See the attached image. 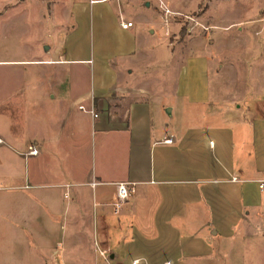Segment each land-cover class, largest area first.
Masks as SVG:
<instances>
[{
    "label": "crops",
    "instance_id": "obj_1",
    "mask_svg": "<svg viewBox=\"0 0 264 264\" xmlns=\"http://www.w3.org/2000/svg\"><path fill=\"white\" fill-rule=\"evenodd\" d=\"M36 1L49 29L26 34L24 57H0L3 75L19 66L21 81L0 98V181L14 175L5 168L13 149L31 196L70 193V227L89 229V243L119 264L122 245L137 264H235L237 240L264 246V9L247 50L224 35L240 29L232 18L208 20L210 36L192 27L172 48L162 14L141 13L150 0ZM152 25L163 38L150 53L141 35ZM89 34L110 64L92 68L81 41ZM197 40L204 51L190 53L189 69L185 49ZM29 146L38 153L25 155ZM117 183L133 192L115 207Z\"/></svg>",
    "mask_w": 264,
    "mask_h": 264
},
{
    "label": "rangeland",
    "instance_id": "obj_2",
    "mask_svg": "<svg viewBox=\"0 0 264 264\" xmlns=\"http://www.w3.org/2000/svg\"><path fill=\"white\" fill-rule=\"evenodd\" d=\"M156 3L158 4V0H150L149 7L141 4V13L150 21L158 19L157 12L162 14V24L172 48H176L181 43L184 44L186 34L192 27H196L193 30L194 36L201 34V29L206 36H210L209 34L214 32H210L208 20L232 18V20L241 21L238 25L240 29L230 27L228 32L229 28L226 29L224 35L235 37L237 42L243 40L247 50L248 41L252 44L253 39L256 38L254 25L260 24L255 23L257 21L253 19L257 18L259 8L264 9V0H170V13L167 14L162 7H155ZM40 9V4L36 0H26L25 3L20 0H0L1 58L24 57L27 47L32 45L27 40L26 34H32L31 37L35 38L49 29L41 22L38 23ZM204 9L206 10L205 18L201 24V19L197 21L195 17L199 16ZM261 14L264 24V10ZM87 21L86 18V23ZM151 27L154 33L147 32V28L144 27L141 35V44L150 46V53L161 49L163 38V29L160 30L155 25ZM87 28L90 29L89 22ZM262 34L264 35V30ZM201 37L204 38L203 34ZM81 41L84 44L85 56L89 58L92 68L95 69L110 62L100 59L98 53L100 47L99 44L97 46L96 37L93 38L89 34L84 42L81 36ZM202 43L203 40H197L189 47L186 46L185 51L188 52L189 60L184 66L187 65L189 69L192 67L193 60H190V53L191 55L203 53ZM234 49L236 53L240 50L239 46ZM113 62L114 60H111V63ZM176 63V59L173 58L172 66ZM9 68L12 71L11 75L6 72L7 75L4 76L0 71V98L9 92L14 93L21 84L19 66ZM200 78L196 81H201ZM4 80H6L5 85L2 83ZM8 150L12 156L8 158L5 168L12 169L14 175L10 178L11 180L0 181V264H119L109 258L108 252L101 253L96 245L89 243L91 236L89 229L83 228V233L76 234L74 228L70 227L71 213L74 210V201L70 193H68L69 197H64L63 193L60 195L50 193L51 200L46 201L40 197L31 196V189L25 185L24 181L27 164L20 160L22 158L16 151ZM86 195H88L87 191ZM107 208L112 210V207ZM243 245L242 241L237 240L230 248V251L233 249L232 260L235 264H264L263 244L250 240L245 248ZM118 252L128 254L124 264H137L131 261L137 251L122 245V251Z\"/></svg>",
    "mask_w": 264,
    "mask_h": 264
},
{
    "label": "built area",
    "instance_id": "obj_3",
    "mask_svg": "<svg viewBox=\"0 0 264 264\" xmlns=\"http://www.w3.org/2000/svg\"><path fill=\"white\" fill-rule=\"evenodd\" d=\"M160 7H162L164 9V11L168 14L170 13V10L166 7H164V5L160 2L159 4ZM120 25L122 28H128L131 27L133 25L132 21H121ZM79 109L84 110V107L82 105H79ZM91 114L96 117L97 114L94 113L92 110L90 111ZM166 142H171V139H165ZM2 142V140L0 139V143ZM38 150L36 148H34L33 146H29L28 147V151L25 153V155L28 154H37ZM236 177H231V180H235ZM260 186L262 187V184H260ZM133 192V187H130L128 184L125 183H117L116 185V199L117 202L115 203V207H118L121 203H123L124 201H126L129 197V195Z\"/></svg>",
    "mask_w": 264,
    "mask_h": 264
}]
</instances>
